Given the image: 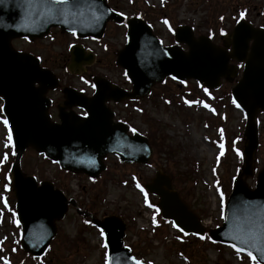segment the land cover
<instances>
[{
  "label": "water",
  "instance_id": "95a60500",
  "mask_svg": "<svg viewBox=\"0 0 264 264\" xmlns=\"http://www.w3.org/2000/svg\"><path fill=\"white\" fill-rule=\"evenodd\" d=\"M108 21L120 24L124 18L109 7L107 0H69L64 13L50 12L48 0L30 3L6 0L0 5V97L4 100L3 113L16 150L11 175L17 219L23 232L21 249L34 258L42 257L57 234L56 221L62 220L68 206L75 204L51 182L39 185L34 177L22 172L20 160L28 147L45 154L65 171L91 178L99 177L106 169L103 160L107 155L117 157L123 164L146 165L153 153L148 139L136 131L130 135L128 125L114 122V114L106 103L143 98L156 83L173 77L177 82L195 80L215 90L221 86L222 79L233 82L238 76L239 67L230 64L235 61L244 64L241 78L232 89L233 100L247 118L243 166L234 181L223 225L211 230L209 237L217 243L244 248L245 253L251 251L257 263L264 264L260 259L264 253V228L261 227L264 225V168L257 174L254 189L246 183L247 178L256 174L257 117L264 112V29H255L240 21L230 34L227 48H221L207 37L195 38L190 27H181L176 31L175 40L178 45L189 47L185 51L178 45L163 46L148 24L133 18L128 22L127 42L117 59V65L123 68L132 84L131 91L102 78L95 79L96 91L90 98L66 88L58 122H52L46 94L58 87L59 80L50 70L42 68L36 57L14 50L11 41L42 39L52 28L69 35L75 32L79 38L98 39ZM251 40L253 44L249 48ZM72 55L76 68L92 60L80 47L74 48ZM74 106L80 107L85 115L66 111ZM146 189L158 198L164 220L176 224L183 234L205 236L198 216L173 189L169 175L158 171ZM95 223L103 230L105 243L109 245L110 264H132L129 257L137 259L125 246L127 224L121 217L112 215ZM245 225L261 233L258 248L233 239L241 235Z\"/></svg>",
  "mask_w": 264,
  "mask_h": 264
},
{
  "label": "rangeland",
  "instance_id": "374dc122",
  "mask_svg": "<svg viewBox=\"0 0 264 264\" xmlns=\"http://www.w3.org/2000/svg\"><path fill=\"white\" fill-rule=\"evenodd\" d=\"M113 1L128 18L142 15L155 34L167 43L172 42L175 30L180 26L196 27L199 33H206L207 26L217 24L218 15L223 13L226 17L231 15V24L241 13L255 20L259 14L264 17V0ZM125 32L124 26L108 25L105 35L97 42L94 63L87 71L84 68L79 76L67 69L69 47L75 39L62 34L59 29L54 28L48 36L33 42L16 39L12 46L38 57L43 67L52 70L64 84L82 88L87 75L95 74L128 87L122 69L115 65L117 53L125 43ZM234 85L235 82L225 83L206 96L205 88L192 80L179 83L164 80L156 83L151 93L136 103L110 106L118 118L130 123L131 129L149 138L154 151L148 169L119 164L109 156L106 158L107 170L92 180L63 172L30 147L22 156V169L27 175H36L39 181L54 183L76 202L80 210L91 213L97 221L111 215L121 216L128 225L126 245L145 263L252 264L247 254H237L235 248L229 246L197 242L192 238L183 244L185 238L170 222L163 221L157 208L158 199L145 188L155 174L153 169L165 171L173 178L174 188L201 219L211 220L213 228L221 225L234 179L241 171L244 148L246 117L232 102ZM47 96L54 100L53 108L61 103V93L48 92ZM2 106L0 99V109ZM4 120L0 110V159L5 154L8 157L0 164V264L5 260L8 264H104L107 250L102 247L101 230L80 215L76 207H69L66 217L57 222V235L44 257L31 258L22 251V230L10 185L15 150L13 140L10 147L4 146L10 130L5 128ZM258 122L260 145L255 168L259 172L264 168V116H259ZM246 181L253 188L256 176ZM145 193L152 208L144 202Z\"/></svg>",
  "mask_w": 264,
  "mask_h": 264
},
{
  "label": "snow or ice",
  "instance_id": "6c2138e0",
  "mask_svg": "<svg viewBox=\"0 0 264 264\" xmlns=\"http://www.w3.org/2000/svg\"><path fill=\"white\" fill-rule=\"evenodd\" d=\"M28 2L30 3L31 0H28ZM6 3V0H0V5H3ZM69 5V0H48V7L50 12L51 11H56V12H60V13H64L66 11V6ZM61 6H65L64 8H62ZM241 15H243V13H241ZM97 19H99V17H96ZM165 23H167V21H165ZM223 34V33H222ZM73 35H75V32H73ZM173 79H175V77H173ZM205 107H207V105H205ZM237 107H239V105H237ZM2 110V109H0ZM3 124L5 126V128H8V121L4 120ZM133 133H135V129L131 130ZM12 145V133L9 130L8 135H7V143L4 145L5 148H8ZM221 149L223 148V145L220 146ZM237 155H239V152H237ZM7 154L4 155V157L2 159H0V164H3L5 160H7ZM137 188L140 189L141 193H144V189L137 184L136 185ZM5 188H7V185L5 186ZM217 191H219V189H217ZM145 204H147V206L149 208H152L153 205L148 203L147 200V194L145 193V200H144ZM220 203L221 205L224 204V197L223 194H220ZM5 207H7V205H5ZM158 211V210H157ZM222 218H223V213H222ZM85 223H88L87 221H85ZM153 223H155V218H153ZM174 228L177 227L176 224L172 225ZM262 228H264V225H261ZM178 231H182V229H178ZM185 235H188V233H184ZM101 237L104 236V232L101 231L100 233ZM179 239V237H177ZM262 236L260 232L255 231L252 227L245 225L242 229H241V235L239 236H234L233 239H239L241 244H246L249 245L250 247H259L258 242L261 240ZM200 239H204L203 236H200ZM102 247L107 249L109 247V245L107 243H103ZM235 252L237 254L243 253L245 251L244 248L241 247H235ZM247 257L248 259H250L252 261V264H257V257L253 256L251 251L247 252ZM129 259L132 260V264H142V262L138 259L129 257ZM261 260H264V253H262V256L260 258ZM4 264H8V262L5 260ZM104 264H110V259H109V255L108 252L106 251L104 254Z\"/></svg>",
  "mask_w": 264,
  "mask_h": 264
},
{
  "label": "flooded vegetation",
  "instance_id": "af4514ba",
  "mask_svg": "<svg viewBox=\"0 0 264 264\" xmlns=\"http://www.w3.org/2000/svg\"><path fill=\"white\" fill-rule=\"evenodd\" d=\"M261 17H262V14H259V16L257 17V20H255L250 16H248V17L240 16L237 19H233L232 24H231V15L229 17H226L223 13V14L218 15L217 24L213 25V23H212V24L207 26L206 33H199L197 31L196 27H192V28H193V32H194V35L196 38H200L202 36H205V37L209 38L214 45L221 47V48H227V45H229V43H230L229 34L232 32L234 26L237 24V22H236L237 20L239 21L240 18H245L248 23L252 24V26L259 28V29L260 28L264 29V17L263 18H261ZM249 45L252 46L251 42L249 43ZM182 48L186 49L188 47L186 45H182ZM241 68H242V65H240V69ZM223 83L225 84V82H223ZM60 101H61V103H58L56 108H58V105L62 104V102L64 101V98H61ZM111 105H113V104H111ZM53 113L55 114V116L57 115L56 110Z\"/></svg>",
  "mask_w": 264,
  "mask_h": 264
},
{
  "label": "trees",
  "instance_id": "16d2710c",
  "mask_svg": "<svg viewBox=\"0 0 264 264\" xmlns=\"http://www.w3.org/2000/svg\"><path fill=\"white\" fill-rule=\"evenodd\" d=\"M88 219H89V218H86V220H88ZM89 220H90V219H89ZM89 220H88V221H89ZM184 238H185V239H184V241H183L182 243L186 245L188 242H190V240H189L190 238H189L188 236H184ZM193 239H194L195 241H197V242H204V239L202 240V239H200V238H195V237H194ZM182 246H183V245H182Z\"/></svg>",
  "mask_w": 264,
  "mask_h": 264
}]
</instances>
